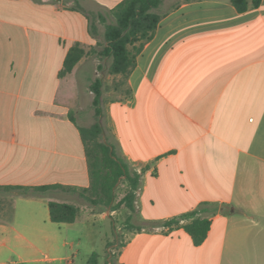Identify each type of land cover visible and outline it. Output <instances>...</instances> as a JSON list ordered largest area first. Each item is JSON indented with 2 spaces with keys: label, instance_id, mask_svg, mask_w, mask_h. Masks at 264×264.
Returning a JSON list of instances; mask_svg holds the SVG:
<instances>
[{
  "label": "crops",
  "instance_id": "obj_1",
  "mask_svg": "<svg viewBox=\"0 0 264 264\" xmlns=\"http://www.w3.org/2000/svg\"><path fill=\"white\" fill-rule=\"evenodd\" d=\"M76 1L0 0V186L90 185L78 127L91 126L92 112H83L77 76L89 57L59 78L71 47L98 44ZM123 1L79 3L110 13ZM158 11L164 17L128 79L131 95L107 102L105 125L127 161L145 169L140 222L202 205L214 213L199 246L183 228L130 230L117 264H264V0L244 13L231 0H163ZM0 195L14 199L11 209L0 205V264L60 250L48 204H71L69 193ZM84 210L86 225L108 216Z\"/></svg>",
  "mask_w": 264,
  "mask_h": 264
},
{
  "label": "trees",
  "instance_id": "obj_2",
  "mask_svg": "<svg viewBox=\"0 0 264 264\" xmlns=\"http://www.w3.org/2000/svg\"><path fill=\"white\" fill-rule=\"evenodd\" d=\"M162 2L163 0H124L110 11L115 19L113 24H106V19L99 15L100 22L105 24V30L103 50L98 55L111 60L109 73L122 78L124 85L128 86L127 96L131 95L128 79L136 67L137 57L153 40L159 23L164 17L158 12ZM231 3L239 13H244L250 8H258L262 0H231ZM72 9L87 15L91 20L90 32L95 36L96 27L92 22L94 14L85 11L79 0L76 1ZM94 52V50L88 52L80 43H76L65 58L59 78L62 79L70 75L83 58ZM90 91L94 94L93 108L96 121L90 127H78L86 151L90 177L89 187H68L58 184L35 187L0 186V193L41 196L51 191L60 190L64 193L77 194L90 207L111 208L112 211H115L121 206H125L131 212L130 218L137 215V194L145 169L138 171L134 168L120 153L115 141L110 139L106 133L102 80L96 79L90 85ZM71 121L75 123L72 116ZM105 137L106 142L104 141ZM123 178L127 182L128 190L124 198L115 205V189ZM48 206L50 219L55 224L75 223L81 213L80 208L74 204L50 201ZM207 213H214L213 208L210 205H202L192 212L167 221L157 223L143 221L141 225H131L130 227L131 230L140 232L156 227L168 231L183 228L193 237L195 245L199 246L206 240L212 225V218L207 216Z\"/></svg>",
  "mask_w": 264,
  "mask_h": 264
},
{
  "label": "rangeland",
  "instance_id": "obj_3",
  "mask_svg": "<svg viewBox=\"0 0 264 264\" xmlns=\"http://www.w3.org/2000/svg\"><path fill=\"white\" fill-rule=\"evenodd\" d=\"M84 9L88 13L94 14L92 16V22L96 27L95 37L98 44L94 47L95 52L88 55L89 58L86 60L85 64L81 66L77 76L82 87L81 93L84 92L86 97H88V102L81 105L83 107V112H92V119L86 122L93 125L96 121V117L93 102H89V99H94V94L90 91V85L96 79L102 80L105 102L104 110L107 102L118 100L127 96L128 86L124 85L121 77L113 76L109 73L111 60L108 58L107 61L104 57L98 55L99 52L103 50V34L105 30V24L100 22L99 15H102L106 19V24H113L115 22L113 15L92 5H88ZM86 51L89 52L90 49H86ZM77 114L78 113L76 111L73 112V115L76 119L78 118L77 120L79 121ZM106 133L111 139L110 132L107 131ZM104 141L106 142V137L104 138ZM127 190L128 185L123 178L115 189V205H117L124 198ZM69 194L71 196L65 195V199L72 202L71 204L78 206L81 213L78 217L79 219L76 220V225L72 229L62 228L60 232L59 225L51 224L52 228L50 229V232L55 230L61 235L62 243H60V250L54 251L52 249L45 248L34 257H30L32 260H36L31 262L27 261L29 258L27 256H22V258L15 256L13 257V263L11 264H117L120 249L123 245H125L128 234L131 230L130 226H138L142 223L136 216L130 218L131 212L125 206H121L115 211H112L111 208H96L98 209V212L104 216H106L105 214L108 212L107 218H102L97 215L93 219V224L86 225L84 209L85 207L90 206L77 194ZM13 200L14 199L11 195L6 197L0 195V205L2 204L8 209H11ZM23 208H25L23 202L17 204L19 219L21 221V212ZM40 209L42 210L44 208L42 207ZM6 215H10V210H8ZM6 215L5 217H7ZM66 241L68 243H65ZM45 247H48V244H45Z\"/></svg>",
  "mask_w": 264,
  "mask_h": 264
}]
</instances>
